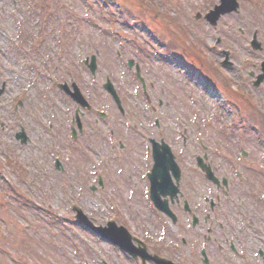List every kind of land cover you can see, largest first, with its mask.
Masks as SVG:
<instances>
[{
    "label": "rangeland",
    "instance_id": "374dc122",
    "mask_svg": "<svg viewBox=\"0 0 264 264\" xmlns=\"http://www.w3.org/2000/svg\"><path fill=\"white\" fill-rule=\"evenodd\" d=\"M37 1L0 0V89L3 83L6 85L0 95V264H130L109 244L76 226L73 204L101 226L108 216L106 204L89 191L92 175L89 153L71 156L69 150L59 146V137L50 141L53 130L47 131L48 123L44 119L50 117L51 98L62 110L53 91L58 83L72 82L78 70L83 89L104 82L105 76L114 71V67L107 65L108 56L113 60L112 54L116 57L125 42L131 43L129 36L142 43L147 53H165L174 58L176 51L192 53V47L200 45L204 56L194 58L192 55L184 75L174 74L172 84L183 91L182 97L189 96L194 104L199 103L194 111L201 117L210 118L216 112L219 117L225 113L226 117L235 118L233 124H239L238 114L246 115L248 118L244 120L248 125L250 120L257 138L250 137V144L246 146L243 141L237 139V142L250 149L251 163L264 173V88L253 89L248 74L249 69L258 70L257 66L250 68L249 63L258 64L262 59L261 53L252 52L249 47L255 28L264 52V0H245L239 17L227 16L215 29L195 20V15L204 14L217 4L216 0H51L48 5H53L52 8L65 5L71 19L56 13L47 21L37 10ZM254 3L257 7L251 10ZM164 15L178 21L175 27L181 34L172 32L173 26L169 27ZM76 20L81 23L78 38L66 45L64 24ZM132 26L137 29L133 30ZM40 30L48 35L45 48L37 54L31 53ZM217 38H223V44L212 52L210 45ZM224 47L232 50L236 61L231 67L221 68L215 63L221 61L223 55L219 51ZM16 48H22L23 53ZM96 51L101 73L93 79L87 76L82 64ZM246 59L249 60L247 65ZM162 66L159 68L156 63V70L174 71V67L163 70ZM184 77L187 82L182 84ZM240 91L247 97L239 95ZM99 95L96 93L95 98ZM19 100L23 106L15 109ZM227 100H231L236 109L226 106ZM222 106H226L225 112L220 115ZM55 117V126L64 119L60 112ZM245 126L241 124L242 130ZM21 128L31 138L25 145L15 140ZM56 158L67 171L71 164L73 173L68 171L71 177H64V182L55 172ZM130 212H134L133 209ZM122 222L132 230L154 231L147 218H136L135 214L131 218L123 214Z\"/></svg>",
    "mask_w": 264,
    "mask_h": 264
},
{
    "label": "flooded vegetation",
    "instance_id": "af4514ba",
    "mask_svg": "<svg viewBox=\"0 0 264 264\" xmlns=\"http://www.w3.org/2000/svg\"><path fill=\"white\" fill-rule=\"evenodd\" d=\"M256 7L250 6L251 10ZM258 32L255 28L251 38ZM214 43L212 52L223 44V38ZM192 49L193 54L183 50L174 53V58L163 53L156 60L137 48L117 53L121 58L117 62L109 55L107 65L114 71L105 81L112 82L119 101L104 89V83L83 89L76 76L74 83L83 100L62 92L58 95L62 110L52 101L55 116L60 112L65 117L57 125L59 146L71 156L89 153V190L105 202L108 222L129 230L136 249L146 248L172 264H264V183L255 175L250 149L237 142L236 125L222 128L217 117L209 123L194 112L199 103L182 97L183 91L172 84L174 74L183 75L191 64L192 55L204 56L199 46ZM219 53L223 57L216 66L234 65L230 48H221ZM156 63L174 71L156 70ZM86 72L95 79L100 65L96 75L87 68ZM248 74L253 89L264 88V82L254 85L258 73L249 69ZM243 94L240 91L239 95L247 97ZM53 126L51 122L48 128ZM57 137L54 133L53 138ZM249 142L245 138V146ZM161 155L164 168L159 165ZM63 169L62 182L73 173L71 164L70 173L64 165ZM210 170L216 179H209ZM123 214L147 218L154 231L132 230L122 222ZM134 262L143 264L141 258Z\"/></svg>",
    "mask_w": 264,
    "mask_h": 264
},
{
    "label": "water",
    "instance_id": "95a60500",
    "mask_svg": "<svg viewBox=\"0 0 264 264\" xmlns=\"http://www.w3.org/2000/svg\"><path fill=\"white\" fill-rule=\"evenodd\" d=\"M237 8H238V4L236 3L235 0H221V5L216 7L214 11H212L209 15H207V19L211 23L216 24V22L218 21L221 15L236 11ZM77 220L80 224L85 222L88 226L90 225L87 221V218L82 214V212L78 213ZM104 237L107 238L108 236L104 235ZM110 239H112L115 245L119 246L128 254H131L134 257H137L138 255L143 256V253L140 254V252L132 248L130 243V236L126 232L119 233V235L116 234L114 238H110ZM153 260H155V258Z\"/></svg>",
    "mask_w": 264,
    "mask_h": 264
},
{
    "label": "snow or ice",
    "instance_id": "6c2138e0",
    "mask_svg": "<svg viewBox=\"0 0 264 264\" xmlns=\"http://www.w3.org/2000/svg\"><path fill=\"white\" fill-rule=\"evenodd\" d=\"M216 2L218 3L219 0H216ZM165 164H166V161H165L164 157L161 155V157L159 159V165L161 168H164Z\"/></svg>",
    "mask_w": 264,
    "mask_h": 264
}]
</instances>
